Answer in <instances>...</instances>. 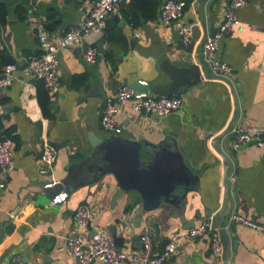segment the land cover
I'll use <instances>...</instances> for the list:
<instances>
[{
	"label": "crops",
	"instance_id": "crops-1",
	"mask_svg": "<svg viewBox=\"0 0 264 264\" xmlns=\"http://www.w3.org/2000/svg\"><path fill=\"white\" fill-rule=\"evenodd\" d=\"M129 1L123 0L102 33L87 42L97 50L94 61L83 58V46L59 50L56 93H47L24 73L0 86V137L12 139L14 161L9 175L0 172L5 181L0 264H78L65 243L74 227L73 212L83 203L90 207L87 236L106 229L127 251L140 248L145 225L155 229V249H161L214 212L222 257L211 254L202 236L182 239L170 263L264 264V233L229 220L239 211L264 222V134L261 145L229 146L232 126L264 123V0L239 7V24L220 42L217 55L234 69L229 79L212 75L200 58L201 42L221 22L228 0H184L188 43L173 25L160 23L158 13L147 20L140 16L132 26L126 16ZM0 3L5 8L0 59L17 65L39 53L41 34L55 39L80 24L89 8L87 0ZM121 84L154 95L174 86L171 95H179L182 105L158 116L135 111L127 101L116 114L122 130L112 133L101 126V109ZM90 137L102 140L103 155L87 165L95 151ZM44 139L56 144L54 174L59 181L71 176L68 184L42 187L45 176L38 167ZM149 163L152 167L141 172ZM157 183L176 184L175 192L157 196ZM120 185L127 188L115 195ZM59 191L67 197L52 203ZM119 264L139 263L129 257Z\"/></svg>",
	"mask_w": 264,
	"mask_h": 264
},
{
	"label": "built area",
	"instance_id": "built-area-1",
	"mask_svg": "<svg viewBox=\"0 0 264 264\" xmlns=\"http://www.w3.org/2000/svg\"><path fill=\"white\" fill-rule=\"evenodd\" d=\"M123 0H87L89 8L84 20L68 28L55 39H49L45 34L39 36L40 51L36 55L28 56L20 65L14 62L0 63V86L9 85L19 74H31L43 81L49 93L58 90V52L61 48L83 46L82 56L87 61H94L97 56L95 46L89 39L99 36L106 23L107 17ZM247 0H228L221 22L211 35L201 42L200 58L212 75L229 79L233 73V66L217 55V49L223 37L229 35L239 24L236 10L244 6ZM184 0H166L159 12L158 19L163 25H173L183 42L191 40L189 27L182 20L185 7ZM135 36L138 33L135 32ZM131 102L135 111L154 113L158 116L167 115L180 109L182 98L179 95H154L148 91L138 89L132 85L121 84L113 95L106 96L101 109L100 123L103 128L120 133L122 126L116 114L119 105ZM1 112V105H0ZM233 133L229 139V146L233 149L254 142L263 143L261 135L264 134V123L261 125L237 124L232 126ZM57 156L56 144L44 139L40 154L38 170L45 176L42 181L43 188L56 185L59 179L54 174V163ZM14 168L12 139L7 136L0 137V172L4 177ZM5 185L0 180V187ZM67 197L66 191H59L52 195L51 202L57 203ZM74 227L66 237V253L76 259L78 264H89L97 261L100 264H119L122 260L131 257L139 264H171L170 255L176 250L181 240L195 237H206L211 254L217 258L222 257L224 245L219 224L216 223V214L211 212L197 224L188 228L177 240L167 242L161 249L157 245L156 231L151 225H145L139 235L140 248L127 251L117 247L115 238L106 229H97L90 237L87 236L90 219V207L79 204L73 212ZM229 220L240 226L254 228L264 233V222L247 216L239 211H232Z\"/></svg>",
	"mask_w": 264,
	"mask_h": 264
},
{
	"label": "water",
	"instance_id": "water-1",
	"mask_svg": "<svg viewBox=\"0 0 264 264\" xmlns=\"http://www.w3.org/2000/svg\"><path fill=\"white\" fill-rule=\"evenodd\" d=\"M165 1L166 0H164V2ZM137 84H140L139 81L137 82ZM174 88L175 87L173 86L167 89H157L155 91L159 93L160 95H171L173 92H175L173 91ZM89 139H90L91 145L95 147V151L93 152V155L89 159H87V162H86L87 165H89V163L95 160H99L100 158H102V155H103V148L100 145L102 140L99 137H90ZM150 164L151 163H149L148 165L142 166V168L140 169L141 172L152 167ZM71 178L72 177L69 176L67 177V179H63L59 181L58 184H68V181L71 180ZM56 185L46 188V189H54ZM133 186H136V185H133ZM175 186L176 184L169 185V184H164V183H157L156 187L154 188V191L156 192L157 196L163 194L164 196H166V198H169V196L175 192ZM122 188H127V187L120 185L116 189L115 195L121 192ZM225 248L226 250L228 248L227 242L225 243ZM226 255H227V252H226ZM224 263L226 264V261Z\"/></svg>",
	"mask_w": 264,
	"mask_h": 264
},
{
	"label": "trees",
	"instance_id": "trees-1",
	"mask_svg": "<svg viewBox=\"0 0 264 264\" xmlns=\"http://www.w3.org/2000/svg\"><path fill=\"white\" fill-rule=\"evenodd\" d=\"M161 4L160 0H130L128 3L129 11L126 12L127 19L132 26L136 25L139 21V17L142 16L144 19H152L158 13V7ZM186 4V3H185ZM5 8L3 4L0 3V19H4ZM0 63L2 64L3 61L0 59ZM43 85V81L38 79ZM45 86V85H44ZM46 92L48 93L47 88L45 87ZM39 101L43 109L46 107V102L42 99Z\"/></svg>",
	"mask_w": 264,
	"mask_h": 264
}]
</instances>
